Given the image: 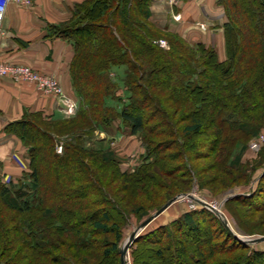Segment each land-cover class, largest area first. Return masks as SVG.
<instances>
[{
	"label": "trees",
	"instance_id": "trees-1",
	"mask_svg": "<svg viewBox=\"0 0 264 264\" xmlns=\"http://www.w3.org/2000/svg\"><path fill=\"white\" fill-rule=\"evenodd\" d=\"M149 1L90 0L69 23L51 27V36L75 48L78 109L63 119L33 113L6 127L27 147L28 165L18 178L0 179V264H121L132 217H148L194 186L225 192L249 184L243 153L264 131V0H220L224 61L214 48L155 24ZM121 68L124 88L115 73ZM111 129L139 138L143 151L130 171L121 167ZM261 155L254 174L264 168ZM230 203L264 213L255 195ZM202 206L142 233L134 264H151L153 251L165 264H186V233H198L199 218L219 221ZM223 230L233 244L209 240L204 260L190 257L191 249L188 261L264 264V251L250 252Z\"/></svg>",
	"mask_w": 264,
	"mask_h": 264
},
{
	"label": "crops",
	"instance_id": "crops-1",
	"mask_svg": "<svg viewBox=\"0 0 264 264\" xmlns=\"http://www.w3.org/2000/svg\"><path fill=\"white\" fill-rule=\"evenodd\" d=\"M90 0H36L31 7L8 5L0 22V62L25 65L59 80L64 96L45 95L34 84L0 77V179L18 178L28 165V149L6 127L33 113L42 112L54 119L74 115L79 98L71 78L75 48L58 36H51L52 26L62 27L76 10ZM152 21L159 27L180 35L190 45L204 44L226 60L225 9L220 0H150ZM114 128H118L115 123ZM119 136L111 129L110 137ZM124 135V136H123ZM122 136L112 137L122 139ZM101 137H106L102 134ZM118 142V141H117ZM114 143V142H113ZM142 153V152H141Z\"/></svg>",
	"mask_w": 264,
	"mask_h": 264
},
{
	"label": "rangeland",
	"instance_id": "rangeland-1",
	"mask_svg": "<svg viewBox=\"0 0 264 264\" xmlns=\"http://www.w3.org/2000/svg\"><path fill=\"white\" fill-rule=\"evenodd\" d=\"M162 46V45H161ZM164 47V46H162ZM166 47V44H165ZM119 78V83L121 88H124L122 78L124 75V68L117 69L115 71ZM123 134L119 135L122 136ZM125 137L122 139L112 138L118 137V135L111 136L113 140L112 147L118 154V158H120L122 164L121 167L123 170H131L138 165V157L143 151L141 147V143L139 138L136 136H131L127 132H125ZM124 136V135H123ZM264 131L256 138L252 139L248 145L246 150L243 153L242 158V166L244 175L250 176V182L248 185H237L231 189H228L225 192L217 191H202L199 190L196 186H194L188 193L184 194H192L194 196V200L183 199L172 205L169 209H167L162 215L156 218L142 233L152 230L161 225L169 224L170 222L180 218L183 213L193 210V209H201L203 208L202 204L199 202H205L211 206H214L219 210L222 214H218L217 212L212 211L213 215L218 218L219 221H214L212 218L204 220V218H199V228L197 234L194 233H186L188 236L187 242L185 244V248L181 251V262L186 264H191L188 261L187 253L189 250L193 249L195 255H191L190 257L194 258L196 261L198 253H201L203 256L201 259L204 260V254L208 251L211 242L215 243H228L233 244V240L229 241L226 238H229L226 232L223 230V227L227 228V225L230 229V233L233 236L243 242L250 248V252L254 250L264 251V213H256L254 211H250L248 208L240 204L230 203V200L237 196H250L255 195L256 199L264 201V168H259L255 172H251V169L257 165L260 166V157L264 150ZM118 141V142H117ZM209 164V161H205L201 163V166H205ZM221 192V193H220ZM183 195V194H182ZM249 210V211H248ZM150 213V216L154 215ZM250 214V218H248L247 214ZM237 215L238 220L234 217ZM150 216L144 217L143 219H137L132 217L129 224L126 225L123 229V238L120 243V250L125 242V240L130 237L135 230L140 226L141 223L146 221ZM203 221V222H202ZM240 223H245L247 230L249 233L244 232L240 229ZM228 229V228H227ZM228 229V230H229ZM182 236L184 234L181 233ZM232 236V238H234ZM139 246L132 245L129 251V264H134L132 259V254L138 250ZM155 252V251H153ZM147 253L146 256L148 258L147 263L150 261L151 264H162L160 259H157L154 255L155 253ZM196 257V259H195ZM166 263V262H165ZM163 263V264H165Z\"/></svg>",
	"mask_w": 264,
	"mask_h": 264
},
{
	"label": "built area",
	"instance_id": "built-area-1",
	"mask_svg": "<svg viewBox=\"0 0 264 264\" xmlns=\"http://www.w3.org/2000/svg\"><path fill=\"white\" fill-rule=\"evenodd\" d=\"M36 0H0V22L9 4L14 3L21 6L31 7ZM173 4H177L181 0H170ZM165 42L161 41V45L165 47ZM0 77H10L18 82H26L34 84L38 91L45 95L64 96L63 88L58 79L43 75L32 68L20 64H6L0 62ZM264 139V137H263ZM59 152L62 148L58 149Z\"/></svg>",
	"mask_w": 264,
	"mask_h": 264
},
{
	"label": "water",
	"instance_id": "water-1",
	"mask_svg": "<svg viewBox=\"0 0 264 264\" xmlns=\"http://www.w3.org/2000/svg\"><path fill=\"white\" fill-rule=\"evenodd\" d=\"M183 199H189V200H194V196L192 194H183V195H178L175 198H173L171 201H169L166 205L162 207L159 211H157L154 215L150 216L146 221L140 224V226L135 230V232L128 237L121 250V264H129L130 258H129V251L132 245L136 242V240L139 238V236L142 234V232L160 215H162L167 209H169L172 205L177 203L180 200ZM205 207L209 208L210 210L217 212L218 214L222 215L217 208L214 206H211L205 202H201ZM227 228L229 229L228 225ZM230 230V229H229ZM262 240H264V237H262Z\"/></svg>",
	"mask_w": 264,
	"mask_h": 264
}]
</instances>
